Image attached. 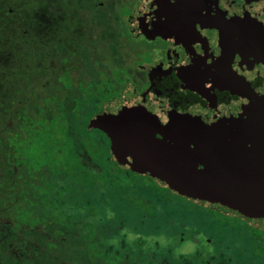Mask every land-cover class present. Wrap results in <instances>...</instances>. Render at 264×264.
<instances>
[{
  "label": "rangeland",
  "instance_id": "rangeland-1",
  "mask_svg": "<svg viewBox=\"0 0 264 264\" xmlns=\"http://www.w3.org/2000/svg\"><path fill=\"white\" fill-rule=\"evenodd\" d=\"M122 9L121 0H0V264H143L148 256L183 264L181 255H200L201 249L209 264H264L262 234L254 228H264V221L225 213L156 178L126 171L106 162L103 151L91 154L100 171L109 168L120 186H129L128 196L139 194L146 207L108 205L99 193L91 197L72 184L71 192L59 189L66 179L62 171L74 170L63 169L62 160L75 137L71 131L60 137L58 130L83 121L71 112L90 106V66L104 62L105 37L111 36L104 26ZM109 25L120 31L118 22ZM109 55L114 63L121 59L116 50ZM87 135L92 144L102 142L93 131ZM75 158L88 157L76 152ZM155 199L162 203L150 204ZM89 200L97 203L92 217ZM90 224L94 245L114 253L113 262L90 258Z\"/></svg>",
  "mask_w": 264,
  "mask_h": 264
},
{
  "label": "flooded vegetation",
  "instance_id": "flooded-vegetation-1",
  "mask_svg": "<svg viewBox=\"0 0 264 264\" xmlns=\"http://www.w3.org/2000/svg\"><path fill=\"white\" fill-rule=\"evenodd\" d=\"M121 7L122 15L108 17V25L104 26L111 35L105 37L108 49L102 52L104 62L95 60L90 66L95 88L90 106L83 113L71 112L75 119L83 121L58 130L60 137L65 138L67 131L75 137L69 145L71 154L62 160L63 169L74 170L69 174L62 171L66 179L59 182V189L67 193L72 184L85 195L95 197L99 193L108 205L127 201L140 209L146 207L145 198L140 199L137 193L128 196V185L115 188L111 170L100 171L101 165L91 154L103 151L106 162L127 169L112 153L109 136L110 131H127L118 127L119 119L125 114L132 112L147 118L161 112L201 116L213 108L233 106L240 100L238 88L242 84L249 89L263 85L264 0H121ZM112 20L120 25L117 33L109 25ZM85 45L94 47L92 40ZM114 49L121 52L118 63L108 57ZM61 115L62 112L60 118ZM91 118L95 121L93 125ZM89 131L102 140L99 145L85 140ZM156 140L168 139L157 134ZM76 152L88 158L76 159ZM88 202V214L92 217L97 213V203ZM153 202L162 203L160 199L151 200L150 204ZM92 226L89 225L90 235ZM90 242L94 245L87 239V247ZM136 242L145 244L140 238ZM89 256L92 260L98 257ZM113 256L106 259L113 262ZM180 258L183 264L194 260L209 264L203 255ZM143 264L174 263L163 257L148 256Z\"/></svg>",
  "mask_w": 264,
  "mask_h": 264
},
{
  "label": "water",
  "instance_id": "water-1",
  "mask_svg": "<svg viewBox=\"0 0 264 264\" xmlns=\"http://www.w3.org/2000/svg\"><path fill=\"white\" fill-rule=\"evenodd\" d=\"M238 89L233 106L201 116L129 112L118 122L127 131L109 132L111 151L131 171L179 194L264 221V84Z\"/></svg>",
  "mask_w": 264,
  "mask_h": 264
},
{
  "label": "trees",
  "instance_id": "trees-1",
  "mask_svg": "<svg viewBox=\"0 0 264 264\" xmlns=\"http://www.w3.org/2000/svg\"><path fill=\"white\" fill-rule=\"evenodd\" d=\"M126 171H129V172H132L131 170H129L128 168L126 169ZM109 174L110 173H107V176H109ZM113 177H114V180H115V182L113 183V185H114V187L116 188V187H119L120 186V182L115 178V177H117L116 175H113V174H111ZM104 185H105V183H103ZM124 184H127V182L126 183H124ZM100 185V184H99ZM98 185V186H99ZM88 187H89V185H88ZM163 198V196H162V193L161 194H159V198ZM210 210H212V211H214L213 209H210ZM226 215V214H225ZM239 216H237V218H238ZM240 218V217H239ZM259 222H261V220L259 221ZM225 225L226 226H229L228 224H227V222H225ZM246 227V226H245ZM255 229H257V230H260V232H261V234H262V236H260L259 238H260V240H261V242H264V228H261V227H254ZM88 241H92V239H91V235H90V233H91V229H89V231H88ZM255 237V236H254ZM254 249H256V248H254ZM262 249H264V244H263V246H262ZM88 252H89V254L90 255H93V256H98V257H104V258H108V257H110L111 255H114L113 253H111L110 251H108V249L107 248H103V249H100V248H97V247H95L91 242H90V244L88 245ZM191 256H193L194 258L195 257H199V256H202V255H199V253L197 252H195L194 254H190ZM181 256H184V255H181ZM217 264H221V263H219V262H217Z\"/></svg>",
  "mask_w": 264,
  "mask_h": 264
}]
</instances>
